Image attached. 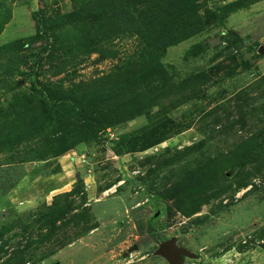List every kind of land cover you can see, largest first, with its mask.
Returning a JSON list of instances; mask_svg holds the SVG:
<instances>
[{
    "label": "rangeland",
    "instance_id": "rangeland-1",
    "mask_svg": "<svg viewBox=\"0 0 264 264\" xmlns=\"http://www.w3.org/2000/svg\"><path fill=\"white\" fill-rule=\"evenodd\" d=\"M166 240L264 264V0H0V264Z\"/></svg>",
    "mask_w": 264,
    "mask_h": 264
},
{
    "label": "water",
    "instance_id": "water-1",
    "mask_svg": "<svg viewBox=\"0 0 264 264\" xmlns=\"http://www.w3.org/2000/svg\"><path fill=\"white\" fill-rule=\"evenodd\" d=\"M155 254L163 257L168 264H181V256L193 257V255L185 249L175 248L173 240L160 242Z\"/></svg>",
    "mask_w": 264,
    "mask_h": 264
},
{
    "label": "trees",
    "instance_id": "trees-1",
    "mask_svg": "<svg viewBox=\"0 0 264 264\" xmlns=\"http://www.w3.org/2000/svg\"><path fill=\"white\" fill-rule=\"evenodd\" d=\"M51 214H52V212H51ZM53 219H54V221H56L58 218H53ZM51 221L53 223V220H51ZM146 239H148L151 242H159V240H160V234H159V232H152V233L146 235Z\"/></svg>",
    "mask_w": 264,
    "mask_h": 264
}]
</instances>
